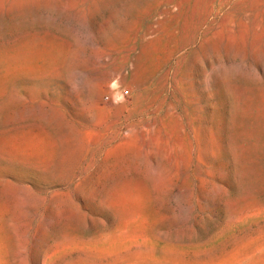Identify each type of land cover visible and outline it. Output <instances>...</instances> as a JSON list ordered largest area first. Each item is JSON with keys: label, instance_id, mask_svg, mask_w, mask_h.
Returning a JSON list of instances; mask_svg holds the SVG:
<instances>
[{"label": "rangeland", "instance_id": "1", "mask_svg": "<svg viewBox=\"0 0 264 264\" xmlns=\"http://www.w3.org/2000/svg\"><path fill=\"white\" fill-rule=\"evenodd\" d=\"M0 264H264V0H0Z\"/></svg>", "mask_w": 264, "mask_h": 264}]
</instances>
